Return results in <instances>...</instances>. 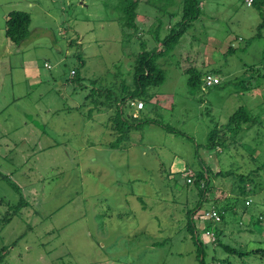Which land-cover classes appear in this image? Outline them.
<instances>
[{
  "label": "rangeland",
  "instance_id": "obj_1",
  "mask_svg": "<svg viewBox=\"0 0 264 264\" xmlns=\"http://www.w3.org/2000/svg\"><path fill=\"white\" fill-rule=\"evenodd\" d=\"M122 1L0 0V172L10 177L0 179V199L17 206L0 227V264H198L187 219L198 193L185 174L203 166L230 173L210 176L193 216L207 264H264L229 256L214 234L241 252L264 248V6L202 0L201 16L159 60L165 81L141 110L177 132L144 125L110 148L114 124L105 109L89 113L90 90L131 81L133 56L158 46L153 32L177 30L182 8V0H138L136 33L119 24ZM12 11L31 18L21 48L4 35ZM187 66L217 70L219 85L190 88ZM138 102L124 114L140 116ZM239 107L257 124L206 149L210 131ZM242 184L249 193L234 201ZM212 209L223 220L209 221Z\"/></svg>",
  "mask_w": 264,
  "mask_h": 264
},
{
  "label": "trees",
  "instance_id": "obj_2",
  "mask_svg": "<svg viewBox=\"0 0 264 264\" xmlns=\"http://www.w3.org/2000/svg\"><path fill=\"white\" fill-rule=\"evenodd\" d=\"M150 0H147L149 2ZM124 6L122 7L123 17L119 20V24L123 29L134 30L137 33V25H136V17H137V7L139 5L138 0H123ZM202 0H182V8H181V17L179 22L175 24L178 26L177 30H174L175 27H171L169 34H167L164 38L160 39L157 31L153 32V37L156 39L158 46H153L152 50L147 51L146 49L141 48V50L135 55L132 68V76L131 81L126 82L122 81L119 85H115V83L111 84V86L105 87H94L90 90L87 98L91 99V105L93 108L89 111L97 109H105L110 114L108 117L112 120L114 124V130L116 132V139L114 142L109 144L110 148H118L120 144L129 140L130 133L132 131H139L142 129L144 125L155 124L160 126L163 130L171 133H176L177 131L171 128L169 125H164L159 121L153 120L147 115H142V111H140V116L137 118L132 117V112L127 113L126 115L123 112V109L126 107H132L131 102L133 100H141L145 104H151L153 93H151V89L161 85L165 81V74L163 67L164 65L159 62L160 59H164L168 55H170L177 44L180 42L181 37L184 35L185 28L188 27L194 20L198 19L202 14ZM247 6H255L257 10L261 12V9L264 6V0H251L250 2H245ZM31 23V18L28 13L22 11H12L9 12L5 17V27H4V35L6 39L14 46L18 47L29 35V26ZM260 27V26H259ZM262 37L261 33L258 32L251 40L260 39ZM241 41V39H238ZM233 50V43H230L227 54ZM225 53V54H226ZM206 56H209L206 54ZM189 57L186 55V59ZM187 61V60H186ZM164 63V62H163ZM185 73L189 75L187 80L188 86L192 89H198L203 86V81L206 76L214 77L216 75L217 70H210L206 72H198L194 67L190 66L185 69ZM76 72L74 71V77L76 76ZM75 79V78H74ZM219 80L217 84H214L212 87L218 86ZM142 110V109H141ZM257 121L253 116L249 114V112L239 107L237 110L228 117L225 125H215L214 129H212L208 136V143L206 144V149L214 150L217 148H222L227 145L232 144L231 140H229L230 133L236 131H242L248 129L252 126H255ZM125 148V147H124ZM264 168V163L262 164ZM191 171V170H190ZM192 172V171H191ZM193 173V172H192ZM214 177H229V172H218L216 174H212L210 169L207 167H202L200 170L193 173V181L192 184L197 190L198 193V201L196 206L189 210L187 213V219L189 220L188 230L193 235L194 242L201 248L200 253L196 256V261L198 264H207L206 257L203 253L202 244L196 238L195 226L193 222V216L196 214L195 212L200 208V205L207 201L206 192L209 190L208 186L210 183V176ZM249 177L239 175L240 181H245ZM7 181V177H4ZM186 183L187 179L185 177ZM189 184V183H187ZM245 185V184H242ZM246 185L241 189L239 188V194L236 196L234 201H237L239 196H246L248 193L245 191ZM23 199H20L19 205L23 204ZM2 202L3 208L7 207L4 212L0 213V227L4 225L9 220V212L13 210L15 207L7 206ZM232 205H228V210ZM212 206L211 208H213ZM226 208V207H225ZM223 208V209H225ZM216 209V208H214ZM16 211H14L15 213ZM220 218H223V210H219ZM195 213V214H194ZM223 220V219H222ZM258 220V219H257ZM214 234L218 239V244L221 245L224 251L229 256H236L239 259L254 257L258 262L264 263V248H256L246 250L241 252L237 249L230 247L229 245L223 246L220 243L219 236L220 232L215 227ZM3 251V250H2ZM5 258V254L0 256V261ZM242 259V260H243ZM224 262L225 264L229 263V260H222L219 263ZM242 262V261H241Z\"/></svg>",
  "mask_w": 264,
  "mask_h": 264
},
{
  "label": "built area",
  "instance_id": "obj_3",
  "mask_svg": "<svg viewBox=\"0 0 264 264\" xmlns=\"http://www.w3.org/2000/svg\"><path fill=\"white\" fill-rule=\"evenodd\" d=\"M251 0H249L250 2ZM45 67L49 68V66L47 64H45ZM72 76L74 75V71L71 72ZM205 81H206V84L208 85H211V84H217L218 83V79L217 78H214L212 76H206L205 77ZM144 107V104L143 102H138L137 105H136V109L137 110H141L143 109ZM185 177L187 179V183H191L192 182V177H193V174L190 172V171H187V173L185 174ZM207 215V219L209 221H211L212 223H217V222H220V217H219V213L212 209L211 211L205 213Z\"/></svg>",
  "mask_w": 264,
  "mask_h": 264
},
{
  "label": "crops",
  "instance_id": "obj_4",
  "mask_svg": "<svg viewBox=\"0 0 264 264\" xmlns=\"http://www.w3.org/2000/svg\"><path fill=\"white\" fill-rule=\"evenodd\" d=\"M5 16H6V14L3 15V18H4ZM7 44H11V43L9 42V43H7ZM6 46H7L6 49L8 50V47H9L10 45H6ZM18 47L21 48V45H19ZM9 48H10V47H9ZM133 108L135 109L134 106H133ZM132 111H133V110H132ZM132 111H131V112H132ZM140 111H141V110H140ZM140 111H139V112H140ZM134 112L137 113L138 110L136 109ZM139 112H138V113H139ZM1 175H2V174H1V172H0V179H3V177H7L8 179H10L9 176H1ZM0 201H2V200L0 199ZM0 207H1L0 213L4 212V211H3L4 208H3L2 202L0 203ZM5 209H6V207H5Z\"/></svg>",
  "mask_w": 264,
  "mask_h": 264
}]
</instances>
